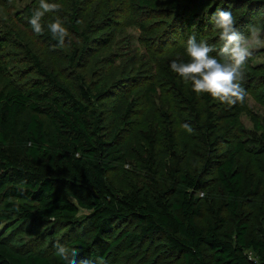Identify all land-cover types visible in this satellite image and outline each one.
I'll list each match as a JSON object with an SVG mask.
<instances>
[{
	"label": "trees",
	"instance_id": "trees-1",
	"mask_svg": "<svg viewBox=\"0 0 264 264\" xmlns=\"http://www.w3.org/2000/svg\"><path fill=\"white\" fill-rule=\"evenodd\" d=\"M9 1L16 0H0V5L7 7ZM129 1L130 7L146 8L150 14L153 10L165 16L178 12L174 32H182L179 26L177 29L180 16L185 30L190 31L196 23L203 26V20H211L218 9L230 11L237 30L245 36L250 27H256L257 19L264 18V0ZM47 2L60 5L56 12L59 16L66 14L64 6L70 3L69 18L63 22L70 37L65 39L70 44L67 66L80 71V81L77 92L63 84L29 46L12 42L13 36L7 34L11 25L8 21L2 24L0 52L7 45L20 46V60L28 68L33 66L40 78L26 88L11 80L0 88V222L14 224L7 237H0V264H60L49 257L46 248L66 241L72 232L74 236L71 234L66 247L78 250L76 260L102 261L117 246L126 250L124 258L128 260L143 245L147 248L155 244L160 236L163 242L158 243L159 248L155 246L156 254L164 249L174 256L176 264H264V206L255 203L263 183L256 173L262 167L253 165L257 160L240 166L237 163L245 150L264 156V131H245L246 139L227 143L235 137L237 112L229 105H218L205 93L198 95L205 106L200 115L197 94L169 68L172 60H187L186 55L164 58L159 60L158 70L192 114L194 136L205 150L203 166H199L201 171L183 170L177 158L165 167L166 181L160 183L152 169L156 161L155 139L150 130L142 131L146 141L144 160L152 175L129 190L117 189L107 174L123 160L124 146L117 140L118 131L111 135L105 127L102 100L108 96L109 88L105 84L94 86L85 71L91 51L90 34L111 29L114 23H103V18L96 21L94 10L95 17H86L80 26L81 0ZM89 2L84 0L87 5ZM33 9L29 3L21 12L15 11L20 26L30 25ZM41 23L44 32L36 34L47 45H58L43 20ZM145 24L144 20L141 28L146 29ZM105 36L103 45L109 37ZM214 38L217 46L218 32ZM6 70V61L0 59V75L6 76ZM249 86L247 92H253V85ZM164 137L166 151L173 152L176 140L170 126ZM220 142L227 145L217 151ZM246 143L251 144V149ZM212 172L222 199L218 203L209 201L207 224L201 226L196 219L202 215V197L208 200L207 188L213 186L209 179ZM245 205L254 213L246 215ZM128 222L134 227H125ZM26 224V228L22 226ZM31 224L42 227L43 234L24 241L20 247L13 246L15 236L29 232ZM81 225L89 230L87 236H83ZM56 230L58 234H54ZM43 244L44 249L40 247Z\"/></svg>",
	"mask_w": 264,
	"mask_h": 264
},
{
	"label": "rangeland",
	"instance_id": "rangeland-1",
	"mask_svg": "<svg viewBox=\"0 0 264 264\" xmlns=\"http://www.w3.org/2000/svg\"><path fill=\"white\" fill-rule=\"evenodd\" d=\"M87 1H90L88 5L84 3V0H81L80 26H83L82 22L85 21L86 17L88 19L95 17V15H92L95 12L98 15L94 18L96 21L97 19L100 21L103 18V23H114L111 29L90 34L92 42L89 47L91 51L86 58L87 62L85 65V71L88 72V78H90V82L94 86L105 84L109 88L107 89L109 91L108 96L102 100V109L106 116L105 127L111 135L118 131L117 140L124 146L123 160L116 164L115 169L108 172V180L114 187L121 190H129L132 186L149 180L152 173L146 167L144 160L146 156L144 148L146 141L144 134H142V131L148 130H150L151 135L155 139L156 161L152 169L155 170L154 176L160 183L166 181L165 167L175 163L177 158H179L180 166L183 170L201 171L199 166H203L205 150L194 136L195 129L193 124H191L192 114L187 110L185 103L181 101L177 91L165 84L158 70V63L159 60L167 57L185 55V42L189 36H194L197 43L200 40H204L211 45H215L213 35L217 31L214 29L211 20H203V26L200 23H196L190 31H186L180 16L181 24L177 25V29L179 26L182 32H174L172 31V26L177 20L175 15L178 12L165 16L161 11L153 10L150 14L146 8L135 9L130 7L129 0ZM29 3L36 8L39 0H16L15 2L9 1L7 7L0 5V30L3 28L1 27L2 24L8 21L11 25L7 34L13 36L11 37L13 39L12 42L29 46L48 70L63 84L68 85L77 92L76 88L80 81L78 78L80 71L67 66V50L70 44L65 42L62 47L51 43L47 45L32 30L31 25L24 28L17 23L14 17L15 11L21 12L22 7ZM96 3H99V5L97 6ZM86 5L88 6V11H86ZM15 6L16 9H14ZM64 8L67 9L65 15L59 16L56 12L47 13L42 19L43 23L47 25L57 17L62 22H65L69 18L68 15H70L68 10L70 3ZM201 14L203 12H200ZM144 20L146 29L140 26L141 23L144 24ZM25 21L28 22L27 17ZM257 21L256 27L260 28L262 33H264V28L261 27L264 18H259ZM63 25L65 26V24ZM105 35L109 37L107 43L103 45L101 40L106 37ZM67 38L69 40L70 37ZM219 43L220 41L218 40L217 47ZM19 50L20 46L7 45L0 52V59L6 61L7 66V75H0V88L8 85L10 80L13 84L26 88L31 82L40 78L33 66L28 68L24 64L25 61L20 60ZM212 54L215 55V52ZM245 70L247 73H245L244 79L241 81L242 87L247 92L251 84L253 85V92H247L244 103L230 106L233 111L237 112L239 123L237 130L234 132L235 137L230 138L229 141L227 140V143L233 142V139H246L248 134H245V131L251 132L254 129L259 133L264 131V82H262L264 78V48L254 50L253 55L249 57L246 63L244 72ZM253 74L255 75L251 77ZM247 82L250 84H247ZM188 85V83H185L186 87ZM198 95L197 110L202 115L205 106ZM218 105H220L219 101ZM184 124H188L192 131L189 132L183 128L182 125ZM169 126L173 129L176 140L173 152H167L166 150L168 149L165 146L164 131ZM226 145L225 142H220L216 150L221 151L226 148ZM246 147L250 148L251 144L246 143ZM251 151L245 150L239 156L237 163L240 166L246 161L257 160L258 162H254L253 165L258 164L256 165L257 167H262V170L256 173V177L262 178L263 183L260 196L256 198L255 203L257 206H264V156L254 154ZM202 171L204 170L202 169ZM209 179L213 186L207 188L208 200L202 197L201 201L204 202L202 215L196 219L201 226L207 224L209 201L214 200V203H218L222 199L220 190L214 185L213 172ZM243 210L246 215L251 212L254 213V209H251L248 205H245ZM13 225L10 221L0 222V237H7L11 233ZM22 226L26 228L28 224ZM125 227L133 228L134 225L128 222ZM41 229L42 227H36L31 224L29 232H22L15 236L12 243L13 246L20 247L22 243L29 242V239L38 238L43 234ZM80 229L83 232V236L88 235L86 233L89 230L87 232L86 226L81 225ZM58 233L59 231L56 230L54 234ZM71 234L73 235L74 233L72 232ZM71 234L69 235L70 238H72ZM156 239L157 242L155 244L147 248H143V245L128 260L124 258L126 250L121 246H117L105 259L102 261L96 260L91 262V264H176V259L168 251L160 249L158 254H156L159 248L158 243L163 242L160 236ZM67 240H60V242L48 245L46 248L49 257L58 259L60 264H64V261L56 255L55 246L60 244L66 247ZM40 247L44 249L45 245L43 244Z\"/></svg>",
	"mask_w": 264,
	"mask_h": 264
},
{
	"label": "clouds",
	"instance_id": "clouds-1",
	"mask_svg": "<svg viewBox=\"0 0 264 264\" xmlns=\"http://www.w3.org/2000/svg\"><path fill=\"white\" fill-rule=\"evenodd\" d=\"M60 5L39 0L38 6L32 10L29 24L37 34H43L42 19L47 13L58 12ZM211 22L218 32L219 46L211 45L204 40L196 42L194 36H189L185 42L184 52L187 60H172L170 71L177 74L182 81L188 83L196 94H207L220 103L232 106L244 103L247 92L242 87L244 69L254 50L264 48V33L258 27L252 26L245 36L236 28V20L230 11L218 9ZM47 28L58 46H64L69 32L59 17L50 21ZM215 52V55L212 53ZM187 131L192 129L188 124L182 125ZM56 255L64 264H91L87 259L76 260L79 254L75 248L56 244ZM71 257V259H70Z\"/></svg>",
	"mask_w": 264,
	"mask_h": 264
}]
</instances>
